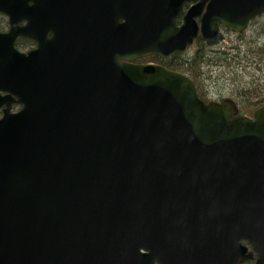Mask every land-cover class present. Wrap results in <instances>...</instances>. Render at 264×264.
Instances as JSON below:
<instances>
[{"label": "water", "instance_id": "1", "mask_svg": "<svg viewBox=\"0 0 264 264\" xmlns=\"http://www.w3.org/2000/svg\"><path fill=\"white\" fill-rule=\"evenodd\" d=\"M11 1L0 0L10 23L27 19ZM183 1L197 2L176 27ZM206 2L210 45L222 38L216 21L239 32L264 10V0H81L55 52L12 48L28 24L0 34V264H235L252 256L241 240L264 264V105L235 117L186 75L124 61L183 52Z\"/></svg>", "mask_w": 264, "mask_h": 264}, {"label": "flooded vegetation", "instance_id": "2", "mask_svg": "<svg viewBox=\"0 0 264 264\" xmlns=\"http://www.w3.org/2000/svg\"><path fill=\"white\" fill-rule=\"evenodd\" d=\"M9 7L11 8L13 14L16 15L17 17L27 16V20L23 18L18 19L15 22L13 27L21 28L24 25L28 24L29 25V29L27 30L28 35L23 36L19 34L15 36L11 41L12 48L16 50L17 52L24 53V54L36 52L39 50L40 47H43V49L49 54L51 52H55L56 50H59L60 46L62 45L61 38L66 36L62 34L63 17L66 14H69L73 21L74 12L77 16H80V17L83 14L82 10L80 9L81 0H71L70 2H67V0H12ZM188 7H189V3H184V9H187ZM263 14H261V16H263ZM257 17H254L251 20H249L245 30L251 26V24L253 23V21L256 20ZM196 21L197 23H199L200 17L199 19H196ZM180 23H181V17L176 19V24L180 25ZM10 27L11 25H10L9 16L3 12H0V33L8 32L10 30ZM74 29L75 31L81 30V26L75 25ZM220 30L224 36V39L226 38L227 34H230V35L233 34L238 37H241L242 35L241 33H238V34L231 33L222 27L220 28ZM91 39L93 41V38ZM76 41L78 42V44H82L83 39L80 37ZM4 44L6 45V41H4ZM0 46H1V43H0ZM193 47L196 48L193 55H195V57L198 58L199 54L203 52V57L206 56L205 57L207 61L206 63L208 65L213 64L214 62L215 64L216 62L218 63L220 62L219 57H217V53L219 52L218 49L216 47H211V46L206 45V43L204 42L199 32L197 33L196 37L193 40V44L188 50L190 51ZM188 50L183 54L173 55L172 56L173 59L179 62L185 61L183 59L184 58L183 56H185ZM210 54H214V56L211 57ZM235 58L236 57H234V59ZM145 59L144 60L135 59V60H131L130 62L132 63H148V62L156 63L154 61H145ZM234 62H237V61H234ZM164 63L167 64L168 67L170 68H172L171 66H173L174 64L176 65V62L164 61ZM199 75H201V73ZM199 75L194 78H195V83L197 84V87H198L197 92L198 94H200L202 100L207 102L209 100L222 101L225 99H229L237 107L238 113L240 112L239 103L237 101L239 100L238 97L234 98V100H232L231 98L214 99L212 96L208 95L209 93L208 90L200 89L201 79ZM194 78H192L193 81H194ZM1 95H4V92H1ZM11 97H12V101L10 102V110L18 111L20 109V105L17 102H15L16 100L15 96L11 95ZM246 99H249V97H246ZM241 102L243 101L241 100ZM248 105L253 106V107H255L256 105L255 109L258 108L259 106L264 105V96L262 98L255 99L253 101L250 100ZM5 107H6L5 104H3L0 107V116L2 115V110ZM248 251H250V254L252 256L245 260H241V258H238L235 264H254L257 258V254L253 252L252 250H250L249 247H248Z\"/></svg>", "mask_w": 264, "mask_h": 264}, {"label": "rangeland", "instance_id": "3", "mask_svg": "<svg viewBox=\"0 0 264 264\" xmlns=\"http://www.w3.org/2000/svg\"><path fill=\"white\" fill-rule=\"evenodd\" d=\"M241 34V37L227 34L224 41L217 46L219 50L228 51L231 55L238 52L235 58L237 62L228 64L222 60V63L211 62L213 64L208 65L205 58L201 63L200 89L208 90V95L214 99L234 100L238 97L239 113L251 116L255 107L248 105L249 101L264 96V14L258 16ZM195 49L193 47L188 50L186 59L192 57Z\"/></svg>", "mask_w": 264, "mask_h": 264}, {"label": "trees", "instance_id": "4", "mask_svg": "<svg viewBox=\"0 0 264 264\" xmlns=\"http://www.w3.org/2000/svg\"><path fill=\"white\" fill-rule=\"evenodd\" d=\"M204 61L203 55L200 53L198 58L195 57L192 59V61L188 62L187 66H184V62H176V65L174 64L172 67V69H179L181 71V69L183 72H186L188 70L189 74L191 75L192 78L197 77L199 75L200 72V66L201 63ZM194 82H195V78H194Z\"/></svg>", "mask_w": 264, "mask_h": 264}]
</instances>
